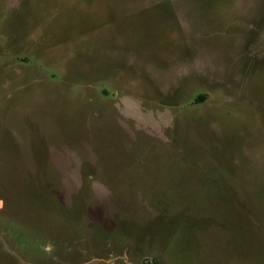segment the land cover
Here are the masks:
<instances>
[{
  "label": "rangeland",
  "instance_id": "rangeland-1",
  "mask_svg": "<svg viewBox=\"0 0 264 264\" xmlns=\"http://www.w3.org/2000/svg\"><path fill=\"white\" fill-rule=\"evenodd\" d=\"M0 264H264V0H0Z\"/></svg>",
  "mask_w": 264,
  "mask_h": 264
}]
</instances>
